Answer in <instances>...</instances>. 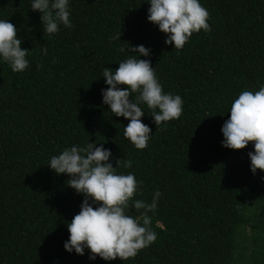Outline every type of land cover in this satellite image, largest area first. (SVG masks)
<instances>
[{
  "label": "trees",
  "instance_id": "obj_1",
  "mask_svg": "<svg viewBox=\"0 0 264 264\" xmlns=\"http://www.w3.org/2000/svg\"><path fill=\"white\" fill-rule=\"evenodd\" d=\"M200 3L212 31L174 49L147 20V0H70L72 27L51 35L30 0H0V19L17 27L31 51L22 73L0 62V264H264V171L250 170L252 143L243 150L221 143L232 102L264 85V0ZM128 44L151 49L164 92L184 101L181 117L166 127L142 105L152 129L143 150L125 138L129 121L101 95L104 67L117 69ZM87 142L133 162L119 171L142 181L134 199L162 193L149 214L157 241L135 258L92 261L88 250L80 256L64 248L84 196L47 165Z\"/></svg>",
  "mask_w": 264,
  "mask_h": 264
},
{
  "label": "clouds",
  "instance_id": "obj_2",
  "mask_svg": "<svg viewBox=\"0 0 264 264\" xmlns=\"http://www.w3.org/2000/svg\"><path fill=\"white\" fill-rule=\"evenodd\" d=\"M150 4L147 20L166 34L165 43L174 49H182L193 33L211 32L208 23L210 14L200 0H147ZM31 10L41 14L45 34H56L63 25L71 28L70 0H30ZM121 35L113 37L121 40ZM17 27L9 20L0 19V62L7 63L11 70L22 73L30 66L28 49L22 48ZM121 52L127 56L115 70L103 69L106 88L101 89L102 102L116 117L129 123L124 127V136L138 150L148 147L152 129L143 123L146 111L150 110L154 123L159 127L179 119L184 101L180 95L165 93L150 59L151 49L141 44ZM43 52L47 55V48ZM148 57V59H141ZM138 93L133 98V94ZM230 117L222 126V146L231 150L246 149L250 143L254 152H249L250 170L253 175L264 171V85L258 91H242L232 102ZM116 166L114 167L113 162ZM130 159L114 156L103 143L87 142L83 146L65 148L59 155L50 157L48 165L58 176L67 175V186L74 189L84 200L81 210L67 224L70 233L64 248L69 254L104 261L135 258L142 249L157 241L158 233L152 228V217L158 209L162 193H153L151 202L134 199L141 194L142 181L132 172L119 171L131 168ZM131 209L139 212L131 214Z\"/></svg>",
  "mask_w": 264,
  "mask_h": 264
}]
</instances>
